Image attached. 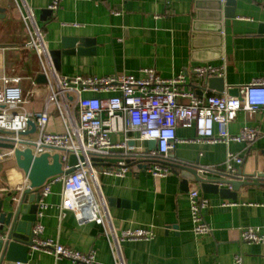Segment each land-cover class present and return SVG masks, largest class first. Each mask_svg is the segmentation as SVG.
<instances>
[{"label": "crops", "instance_id": "obj_1", "mask_svg": "<svg viewBox=\"0 0 264 264\" xmlns=\"http://www.w3.org/2000/svg\"><path fill=\"white\" fill-rule=\"evenodd\" d=\"M217 1L60 0L53 12V0H0V68L9 77L24 79L29 110L42 108L41 62L36 51L26 47L29 34L23 16L31 10L49 50L60 49L64 37L79 39L74 53L61 56L57 71L62 75L139 77L142 69L150 67L164 78L186 73L187 88L197 91L200 86V96H236L242 86L264 78V0H236L231 17L226 14L232 7L219 11ZM207 63L224 66V91L208 88L203 85L205 78L193 74V67ZM32 88H37V94H29ZM50 116L47 129L62 132L58 114L52 110ZM245 126L258 128L250 144L189 141L196 138V129L178 127V141L169 153L172 161H197L203 169H227L230 163L235 170L255 173L252 180L256 183L241 186L236 199L204 192L193 182L186 185L175 172L155 178L134 165L123 177L99 174V190L110 214L104 223L95 217L97 209L104 210L99 199L97 209L88 210L85 205H74L72 190L62 182L54 184L44 199L48 206L37 219L44 226L42 236L76 250L94 251L105 264H237L236 255L242 257L241 264H264V245L245 242L240 234L248 227L264 233V108L254 118L238 112L228 130L236 135ZM123 139L122 133L112 134L114 142ZM230 153L243 161H230ZM21 183L25 185V176L14 158L1 161L0 198ZM193 187L209 200L203 211L212 229L208 234L197 235L193 230L189 197ZM95 195L99 197L96 189ZM130 228L150 229L154 236L120 241L119 258L114 235ZM25 264L75 263L32 248Z\"/></svg>", "mask_w": 264, "mask_h": 264}, {"label": "built area", "instance_id": "obj_2", "mask_svg": "<svg viewBox=\"0 0 264 264\" xmlns=\"http://www.w3.org/2000/svg\"><path fill=\"white\" fill-rule=\"evenodd\" d=\"M59 5L60 0H53L50 8L56 12ZM23 19L29 34L26 47L34 49L41 62L45 97L41 109L29 110L22 88L24 79L9 77L0 68V141L13 143L15 148L30 147L37 156L45 152L59 154L64 172L50 177L40 188L37 219L48 206L44 199L51 193L52 186L62 182L72 190L76 206L82 204L88 210L97 209L99 199L104 210L97 209L95 217L98 223H104L110 214L99 190V174L123 177L134 166L128 162L139 166L144 161L146 171L155 178L168 176L174 170L164 161L178 141V127L196 129V138L189 141L250 144L257 138L256 126H245L236 135L231 134L228 127L238 112L244 111L254 118L264 108V78H255L242 86L236 96L226 93L203 97L196 90L187 88L188 78L184 72L164 78L154 68L147 67L142 69L143 75L139 77L120 73L70 77L57 71L33 12L29 10ZM2 56L3 49L0 48V59ZM192 72L197 78L221 77L224 66L196 65ZM37 91L32 88L29 94L35 95ZM52 110L63 124L62 132L47 129ZM30 121L35 123L33 132H30ZM114 133H122L124 139L114 142ZM151 140L156 142L153 148L145 144ZM14 149L0 148V162L14 158ZM71 154L76 156L77 163L75 169L68 172ZM93 158L101 160L94 161ZM109 159H116V162L111 163ZM228 159L237 163L243 161L231 153ZM230 168L233 167L229 163L227 169ZM95 189L99 197L95 195ZM189 197L195 234L210 233L212 229L203 212L209 205L208 198L198 187L190 189ZM43 231V224L36 220L33 249L69 259L75 264H105L96 258L94 251L83 252L44 238ZM240 234L245 242L264 245V233L258 227L243 228ZM114 236L120 258L117 246L120 241L149 240L154 235L150 229L130 228ZM235 262L241 264L242 257L236 255Z\"/></svg>", "mask_w": 264, "mask_h": 264}, {"label": "water", "instance_id": "obj_3", "mask_svg": "<svg viewBox=\"0 0 264 264\" xmlns=\"http://www.w3.org/2000/svg\"><path fill=\"white\" fill-rule=\"evenodd\" d=\"M218 9L221 11L226 6H231V13L227 17L234 16V6L236 0H218ZM44 13H46L44 11ZM79 39L64 37L60 49L50 50L52 59L57 70H60L61 56L75 52V43ZM38 81L45 82V77L41 74ZM207 84L208 88L224 91V83L221 77H209L203 85ZM197 86V92L200 94L202 89ZM202 88V87H201ZM32 129L35 130V123L30 121ZM155 141H149V147L155 146ZM131 144H134L131 142ZM15 145L9 142L0 141V148L14 149ZM167 158L164 163L173 168L174 172L182 178V182L188 185L190 182L199 184L204 192L220 193L222 197L237 198V193L241 186L256 183L252 180L255 173L246 174L242 169H218L210 170L200 168L196 163L185 160L172 161ZM14 160L17 167L23 171L25 176V185L21 183L14 192L7 193L0 198V264H25L28 260V254L34 245L35 235L33 226L37 220V212L41 200L40 188L50 177L62 174L64 172L58 153L51 154L45 152L41 155H34L30 147L14 149ZM94 161L101 160L93 158ZM115 163L116 159H109ZM77 158L74 154L70 155L67 170L71 172L75 169ZM130 166L135 165L128 162ZM146 170L147 163L142 162L139 165ZM6 198L9 199L6 203Z\"/></svg>", "mask_w": 264, "mask_h": 264}]
</instances>
